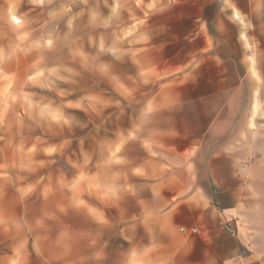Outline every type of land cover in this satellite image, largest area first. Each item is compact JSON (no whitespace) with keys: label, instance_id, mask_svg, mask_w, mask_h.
Listing matches in <instances>:
<instances>
[{"label":"rangeland","instance_id":"rangeland-1","mask_svg":"<svg viewBox=\"0 0 264 264\" xmlns=\"http://www.w3.org/2000/svg\"><path fill=\"white\" fill-rule=\"evenodd\" d=\"M140 5L0 0V264H172L180 238L229 235L220 186L264 124H180Z\"/></svg>","mask_w":264,"mask_h":264},{"label":"crops","instance_id":"crops-1","mask_svg":"<svg viewBox=\"0 0 264 264\" xmlns=\"http://www.w3.org/2000/svg\"><path fill=\"white\" fill-rule=\"evenodd\" d=\"M139 1L141 17L151 18L142 22L152 39L146 48L174 50L180 124H253L257 131L264 124V0ZM222 104L224 117L210 123ZM252 155L250 168L237 165L236 183L220 186L226 195L217 209L233 239L222 235L214 245L212 234H201L199 244L191 243L196 236L180 238L172 264H264V154Z\"/></svg>","mask_w":264,"mask_h":264}]
</instances>
